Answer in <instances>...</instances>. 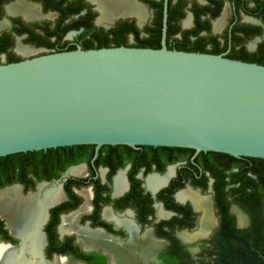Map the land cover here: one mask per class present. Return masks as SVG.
Wrapping results in <instances>:
<instances>
[{
    "label": "flooded vegetation",
    "instance_id": "flooded-vegetation-1",
    "mask_svg": "<svg viewBox=\"0 0 264 264\" xmlns=\"http://www.w3.org/2000/svg\"><path fill=\"white\" fill-rule=\"evenodd\" d=\"M100 2L0 0V59L11 63L116 44L161 48L165 38L168 49L264 65V0H134L131 8ZM101 6L107 16L102 21ZM261 173L244 159L168 146L91 145L26 154L0 163V191L17 187L24 197L38 195L39 214L19 233L0 212V247H10L18 264L38 261L24 250L37 230L49 260L62 256L74 264H122L120 254L125 264H264L226 256L253 246L254 225L264 249ZM187 190L208 198L209 222L189 195L179 196ZM251 192L254 204L246 199ZM51 193L60 197L44 209L40 199ZM76 212V229L99 232L102 239L85 243L76 230L62 233L64 217Z\"/></svg>",
    "mask_w": 264,
    "mask_h": 264
},
{
    "label": "water",
    "instance_id": "water-1",
    "mask_svg": "<svg viewBox=\"0 0 264 264\" xmlns=\"http://www.w3.org/2000/svg\"><path fill=\"white\" fill-rule=\"evenodd\" d=\"M73 145L264 158V65L168 49L165 38L161 48L0 59V157ZM57 257L42 250L39 260L53 264Z\"/></svg>",
    "mask_w": 264,
    "mask_h": 264
},
{
    "label": "bare ground",
    "instance_id": "bare-ground-1",
    "mask_svg": "<svg viewBox=\"0 0 264 264\" xmlns=\"http://www.w3.org/2000/svg\"><path fill=\"white\" fill-rule=\"evenodd\" d=\"M100 1H101L100 3H103V0ZM105 1H107L108 3H113V2L121 3L123 7H128V6L129 8L135 7L134 0H105ZM100 10L101 12L103 11V15H101L100 17V21H102L107 16L104 15L105 10H103L102 6L100 7ZM107 10L108 12H110L108 8ZM152 181L153 182L151 183V185H159L160 183V181L158 180H152ZM83 194L85 195L86 198L89 197L87 191H84ZM187 195H189L197 203L198 207L204 211L205 217L209 222L211 218L209 217L210 206H209L208 198L198 197L189 190L181 192L179 194V196L182 198H184ZM59 197L60 195L57 193L53 195H47L42 200L40 199V203L43 205L47 204L44 207V209H46V207L50 205L49 202H51L52 200L54 201L58 200ZM38 199H39L38 195L36 194L35 195L31 194L29 197H24L23 195H21L20 190L17 187L2 190L0 191V212H2L8 217L9 224L11 225L12 228L15 229L14 231L20 233L23 227L24 229H26L30 225H32L34 223V219H36V216L39 214ZM85 208L86 206H83L81 211H84ZM79 212L64 217L63 226L61 229L62 233H67V232L69 233L76 230L80 236V239L85 243H89V240L91 239H98V240L102 239V235L99 232H87L85 229H76L75 219L77 218ZM240 222L243 223L242 218L240 219ZM24 238L25 240L28 239L27 236H25ZM31 238H32V242L29 243L30 245L24 244V250L28 249L33 255L38 257L40 256L43 249V237L37 230H35ZM146 238L148 242H151V240L148 239V235ZM191 238L192 237H190V239ZM151 244L153 245V243ZM123 249L124 251H126L127 247H123ZM120 258L122 264H125L124 261L126 260V257L120 254ZM0 264H18V260L14 254V251L10 247L7 246L0 247ZM33 264H43V263L40 260H38L35 261V263ZM53 264H74V263H70L68 259L63 260L61 258H57L53 262Z\"/></svg>",
    "mask_w": 264,
    "mask_h": 264
},
{
    "label": "trees",
    "instance_id": "trees-1",
    "mask_svg": "<svg viewBox=\"0 0 264 264\" xmlns=\"http://www.w3.org/2000/svg\"><path fill=\"white\" fill-rule=\"evenodd\" d=\"M114 46H122V45L116 44ZM19 60H15L13 62H16V61H19ZM82 146H91V145H73V146H62V147H57V148H71V147H82ZM168 147H170V146H168ZM175 148L191 150V152H195V149H192V148H185V147H175ZM52 149H56V148H48L46 150H52ZM46 150L21 152V153H16V154L3 156V157H0V163L1 164L14 163V161H16V160H24V155H26V154L45 152ZM208 152L217 154V155H219L221 157H227L228 160H234V161L239 160V159L247 160V161H249L251 163L252 167L256 170V172L258 174H260L262 172L261 175H264V158L249 157V156L235 157V156H232L230 154L223 153V152H216V151H208ZM244 175L246 176V173H244ZM248 178H249V182H255V178L252 179L249 175H247V179ZM246 191L248 192V190H246ZM249 194H251V195L247 196L248 198L246 197V199L249 202H251L252 204H254L255 203V199H256L255 193L251 192ZM252 228H253V232H252V234H250V238H252L253 246L248 248V249H243L242 248L240 253L236 252V251H228L227 255H226L227 257H232L233 259L250 257V258H253V259L256 258V259L261 260V261H262V259H264V249L261 246V242H262L261 241V237H260V235L256 234L257 232H256L255 225ZM250 230H248V231H250ZM254 243H255V245H254ZM84 257H86V256H84ZM237 264H243V263L237 261ZM250 264H259V263L258 262H252Z\"/></svg>",
    "mask_w": 264,
    "mask_h": 264
}]
</instances>
